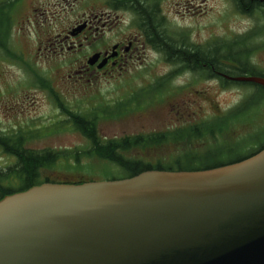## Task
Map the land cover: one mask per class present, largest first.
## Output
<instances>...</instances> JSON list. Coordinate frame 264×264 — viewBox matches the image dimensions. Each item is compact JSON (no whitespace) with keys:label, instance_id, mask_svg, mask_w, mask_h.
Instances as JSON below:
<instances>
[{"label":"rangeland","instance_id":"rangeland-1","mask_svg":"<svg viewBox=\"0 0 264 264\" xmlns=\"http://www.w3.org/2000/svg\"><path fill=\"white\" fill-rule=\"evenodd\" d=\"M110 6L109 0H0V134L21 135L24 148L64 153L39 170L40 178L72 182L121 177L120 169L107 160L73 157L89 142L69 114L91 119L102 141L191 128L184 143L167 140L118 151L124 159L151 165L201 156L216 144L225 150L242 145L241 152L247 153L264 142V95L256 87L224 84L215 76H203L201 69L166 60L163 49L144 32L148 23L155 25L153 36L174 49L207 52L222 47L231 65L238 57L242 62L241 52L247 53L245 62L264 74L262 8L240 12L233 0H134L138 12L133 14L125 6ZM141 10L150 12L148 21H139L137 16H145ZM100 11L118 16L104 27L105 38L134 34V59L121 74L85 82L86 77L79 80L70 73L73 54L59 51L56 40L83 16ZM248 97L252 104L243 114L227 116ZM201 124L210 130L199 128L198 137L192 130ZM12 162L10 152L0 148V170Z\"/></svg>","mask_w":264,"mask_h":264},{"label":"water","instance_id":"water-1","mask_svg":"<svg viewBox=\"0 0 264 264\" xmlns=\"http://www.w3.org/2000/svg\"><path fill=\"white\" fill-rule=\"evenodd\" d=\"M0 264H264V148L209 169L5 195Z\"/></svg>","mask_w":264,"mask_h":264},{"label":"trees","instance_id":"trees-1","mask_svg":"<svg viewBox=\"0 0 264 264\" xmlns=\"http://www.w3.org/2000/svg\"><path fill=\"white\" fill-rule=\"evenodd\" d=\"M233 4L236 9L240 12L247 13L250 12V10H254L255 8H262L264 11V0H233ZM134 11L138 12L136 9H134ZM141 11L144 12V10ZM149 13L150 12H144L145 16H148ZM143 20L148 21V19L145 18L141 21ZM1 21L2 20H0V24ZM147 25L150 27L149 23ZM0 30V35H2V38H4V31L1 29V26ZM154 36H151L152 41H154V44L157 45V48L163 49L166 60L176 62L181 65V67L189 68L193 71L196 70L198 72V70L201 69L199 70V73L203 76H214V72H217L216 77H218V79L224 84L232 82L225 80L221 75L260 76L264 78V74L258 73V71H255V69L251 65L245 62L247 53L241 52L242 62L238 57L235 62H231L236 64L231 65L229 64L230 61L226 62L228 54L223 52L222 47L217 46L207 52L188 51L186 49L180 50L174 49L173 45H168L165 43V41L160 40L159 38ZM238 39L240 40L241 38ZM235 40H233L231 43H234ZM158 43H160V45H158ZM166 47L168 50L166 49ZM201 66L205 67V69H203ZM251 86L256 87L258 91L264 95V88L256 85ZM249 97L244 100L236 109H233L229 113H227V116L232 118L233 116L243 114L245 108L249 107L252 104V102H250L251 100L249 99ZM69 118L71 119L72 125L75 127V129L79 131L89 142V147L86 150H83L82 152H76L75 155L72 156L76 157L78 155H82L84 157L89 158L92 156H96L102 160H107L108 162L114 164L117 168L120 169L121 177L110 178L108 180L125 179L147 170L194 171L209 169L243 160L258 152L260 149L264 148V142L258 143L255 147L250 146V150L247 153H242V149L240 148L242 145L238 146L236 144L234 145L235 147H231L230 150H225L220 147L221 144H216L217 147H214L213 150H209V153H205L201 156L185 155L182 158L179 157L173 160L168 165L160 163L151 165L148 163H144L140 159H124L118 154V151H123L126 150L128 147L137 145H159L162 142H166L167 140H170V142L175 143H184L185 140L183 137H185V133L188 131V129L191 128L189 127L188 129H174L173 131H169L168 135H166L165 133H157L145 137L132 136L117 139L113 138L102 141L98 136L95 135L94 125L92 124L91 119L76 114H69ZM195 127V130H192V132H194V135H197L198 137L200 136L201 131L205 132L206 130H210L205 128L206 126H204L203 124ZM199 128L202 130L198 131ZM220 129L221 128L218 127L215 132H219ZM0 135V148L6 152H10V154L13 156L12 164L0 170V199L5 195L22 191L31 186L38 185L41 183L77 184L87 181H94L82 180L70 182L56 181L51 180L49 178H40L39 170L52 165L53 162L60 158L62 155H64V153L55 152L49 149L36 151L24 148L20 143L23 139L21 135ZM252 142L255 141H250V143ZM233 152L234 155H232Z\"/></svg>","mask_w":264,"mask_h":264},{"label":"flooded vegetation","instance_id":"flooded-vegetation-1","mask_svg":"<svg viewBox=\"0 0 264 264\" xmlns=\"http://www.w3.org/2000/svg\"><path fill=\"white\" fill-rule=\"evenodd\" d=\"M114 6L127 7L134 14V0H109ZM120 3V4H118ZM111 16L105 12L91 13L89 16H83L77 22L63 30L61 36H57L59 51H70L73 54L71 60L70 73L76 75L79 80L86 77L85 82H90L95 77H113L116 73L128 69V62L134 59V34L116 37L115 39L105 38L104 27L113 24L118 20V16ZM134 17V16H133ZM139 21L148 19V16H137ZM153 16L149 21L155 20ZM142 22V21H141ZM155 24V22H152ZM155 25L150 24L149 29L144 28L146 36L157 35L154 30ZM66 53V54H67ZM193 71V70H192ZM217 72H214L216 77ZM70 78L71 75H66ZM218 78V77H217ZM226 80V79H225ZM228 81V80H227ZM231 82V81H229Z\"/></svg>","mask_w":264,"mask_h":264}]
</instances>
